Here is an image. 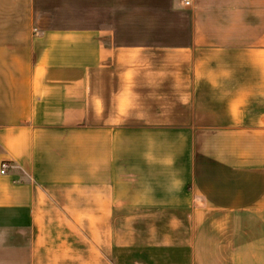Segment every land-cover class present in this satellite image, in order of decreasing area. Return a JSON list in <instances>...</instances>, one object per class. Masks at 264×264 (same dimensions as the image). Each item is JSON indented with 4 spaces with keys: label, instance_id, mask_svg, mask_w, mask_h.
<instances>
[{
    "label": "crops",
    "instance_id": "0c3cea01",
    "mask_svg": "<svg viewBox=\"0 0 264 264\" xmlns=\"http://www.w3.org/2000/svg\"><path fill=\"white\" fill-rule=\"evenodd\" d=\"M0 264H264V0H0Z\"/></svg>",
    "mask_w": 264,
    "mask_h": 264
},
{
    "label": "built area",
    "instance_id": "2783aa9c",
    "mask_svg": "<svg viewBox=\"0 0 264 264\" xmlns=\"http://www.w3.org/2000/svg\"><path fill=\"white\" fill-rule=\"evenodd\" d=\"M182 1H183V3H184L186 6H190L191 3H192V0H182ZM7 167H8V165H7L6 162L2 164V170H3V172L7 169Z\"/></svg>",
    "mask_w": 264,
    "mask_h": 264
}]
</instances>
